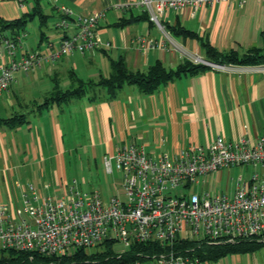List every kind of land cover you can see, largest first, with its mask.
Instances as JSON below:
<instances>
[{"label": "crops", "instance_id": "1", "mask_svg": "<svg viewBox=\"0 0 264 264\" xmlns=\"http://www.w3.org/2000/svg\"><path fill=\"white\" fill-rule=\"evenodd\" d=\"M45 1L47 11L43 8ZM139 2L40 0L45 16L43 23L34 16L20 32L25 37L15 52L16 58L37 49L44 50L49 41L58 45V32L55 28L46 29L55 6L68 7L74 16L102 13L97 34L105 61L99 68L93 64L94 56L87 60L85 53H74L59 61L44 59L31 72H21L19 80H14L9 89L0 94V119L14 114L25 118L19 125H0V202L14 218L23 217L17 207L23 205L21 193L28 185L33 184L44 195L54 198L66 192V155L76 152L77 145L87 153L88 161L96 163L100 159L102 163L104 156L128 143L142 145L153 157L161 153L176 156L189 146H205L220 136L229 141L245 139L254 144L263 134L264 71L259 72L256 66L208 68L182 75L151 94L140 92L134 85H124L115 97L109 98L105 88L95 87L78 98L37 109L55 87L69 88L74 76L83 82L107 78L110 60L123 59L132 71L146 72L157 62L167 70H175L192 56L206 60L201 41H207L218 52L234 51L239 55L264 46V0H226L200 6L194 12L189 8L180 13L165 10L161 21L182 30L174 38L184 48V53L160 46L163 37L147 20ZM33 6L34 0H0V24L18 21L31 13ZM35 20L38 21L37 39L32 42L26 28ZM55 20L54 16V23ZM15 34V30L0 31V50L5 60L8 55L2 40L17 36ZM139 35L154 37L157 48L139 52L134 42ZM88 66L91 68L86 77L80 75L81 68ZM43 81L45 93L35 96L24 91ZM15 105L19 112L15 111ZM78 131L83 139L80 144L73 138ZM252 170V174H264L262 166H254ZM195 188L191 191L199 193V185ZM233 191L234 184L230 194ZM250 254L227 255L207 264H238L242 255Z\"/></svg>", "mask_w": 264, "mask_h": 264}, {"label": "built area", "instance_id": "2", "mask_svg": "<svg viewBox=\"0 0 264 264\" xmlns=\"http://www.w3.org/2000/svg\"><path fill=\"white\" fill-rule=\"evenodd\" d=\"M223 1L226 0H140L139 5L162 35L164 41L160 46L184 53V48L163 26L161 17L165 10L180 13L189 8L194 12L200 6ZM100 18L102 13L74 17L70 9L62 6L55 22L59 43L49 41L47 53L37 49L16 58L15 52L25 34L2 40L8 59L0 50V94L9 89L16 72L34 70L46 56L58 60L74 51L101 48L97 34ZM134 42L141 53L157 48L154 37L139 35ZM105 46L109 48L110 44L106 42ZM190 60L212 69L227 68L197 56ZM245 66L264 71L262 64L242 67ZM244 166L264 167V132L254 144L220 136L205 146H189L176 156L161 153L153 157L142 145H121L103 158L105 173L120 175L113 186L115 194L106 203L96 190L81 191L75 181L59 198L44 195L35 185H28L21 193L25 214L22 218L11 216L0 202V252H23L29 260L60 258L79 249H97L105 243L119 259L133 244L158 243L164 247L162 252L145 257L137 253L125 262L105 258L102 264H207L194 255L193 247H177L185 242L264 241V174L254 173L247 180L237 178L230 195L211 191L212 174ZM198 185L203 190L193 193L191 187ZM116 243L123 249L113 250ZM85 264L99 261L92 259Z\"/></svg>", "mask_w": 264, "mask_h": 264}, {"label": "trees", "instance_id": "3", "mask_svg": "<svg viewBox=\"0 0 264 264\" xmlns=\"http://www.w3.org/2000/svg\"><path fill=\"white\" fill-rule=\"evenodd\" d=\"M148 20V16L145 13ZM37 16L41 24L45 19L40 8V0H34V6L31 13L26 14L18 21L11 23L1 22L0 31L15 30L18 34L24 30V26L29 22L32 17ZM149 21V20H148ZM164 28L174 37L176 33H182L181 29L176 27H170L167 24H163ZM16 36L10 37L11 39ZM202 48L206 54L207 62L223 64V65H260L264 62V46L263 48H251L242 55L237 52L230 51L227 53H221L212 48L207 41H201ZM210 68L207 65L201 63H193L191 60H186L182 65L177 67L175 70H167L161 63L157 62L150 66L146 72L132 71L127 68L123 59L110 60L109 63V75L107 78H100L98 82L87 81L83 82L74 76L71 81V86L65 90H61L57 87L45 98L44 102L37 106V109H44L47 105L53 102H67L72 98H78L86 93L88 89L95 87H102L106 89V93L109 98L116 96L117 91L120 90L124 85H134L140 92L144 94H151L156 91L161 85L166 84L182 75H192L199 71H203ZM25 122L24 115L14 114L12 117L7 119H0V125L15 126ZM105 245V243L103 244ZM109 245V244H108ZM107 246V245H106ZM105 246V247H106ZM104 247V248H105ZM194 248V255L202 261H217L227 255L232 254H250L258 249L264 248V241L258 240H244L235 241L233 243L223 244H207L201 243L196 244L195 242H185L182 246H178L177 250L184 248ZM79 249L73 251L69 255H64L60 258H40L36 257L35 260H29L28 254L23 252H16L13 250L1 251L0 252V264H37L40 261L45 263L53 260L58 261L60 264H85V262H79L76 258L80 255ZM164 247L158 243H141L133 244L129 251L122 255L119 259H116L114 252L111 250V246L100 252L89 256L88 259H97L99 264L104 263L105 258H109L111 262H125L133 259L137 253L141 254L142 257L152 255L154 253L162 252Z\"/></svg>", "mask_w": 264, "mask_h": 264}, {"label": "rangeland", "instance_id": "4", "mask_svg": "<svg viewBox=\"0 0 264 264\" xmlns=\"http://www.w3.org/2000/svg\"><path fill=\"white\" fill-rule=\"evenodd\" d=\"M45 6H48L46 4V1L43 2V8ZM62 5L55 6L53 9V16L48 18V21L46 23V29L51 30L55 28V23H54V16H55V22L58 20L59 17V9H61ZM65 7V6H63ZM68 8V7H66ZM69 9V8H68ZM44 10L47 11V7L44 8ZM71 10V9H70ZM72 11V10H71ZM50 9H48V13H50ZM73 13V12H72ZM77 17V16H74ZM37 26H38V21L35 20L27 25V32L30 33V38L29 41L32 40V42H36V35H37ZM154 27V26H153ZM56 30V29H55ZM47 31V34H49ZM57 31V30H56ZM58 32V31H57ZM20 34V33H19ZM18 34V35H19ZM175 39V38H174ZM24 40V39H23ZM22 40V42H23ZM101 45V43H100ZM101 48L94 49L92 51L88 52H83L81 54L85 53V58L89 60L91 58V55L94 56L93 64L99 68H102L103 63L105 59L103 60L104 56L100 51ZM47 51V45L46 48L44 49ZM99 50V51H97ZM74 53H80L77 51H74ZM70 54V55H72ZM67 55V56H70ZM66 57V56H61L60 58L53 59L50 58V56H46L43 58L44 59H50L52 61H59L61 58ZM42 60V61H43ZM91 68L90 66L84 67L83 69L81 68L80 75H84L86 77V73L88 69ZM32 71V70H31ZM29 71V72H31ZM83 71V72H82ZM23 71H18L15 73L14 80H19V76ZM25 73V72H24ZM50 84L47 83V85ZM46 85V83L43 81L41 84H37L35 86H29L27 89L24 91L29 93V91L34 94L35 96H38L39 94L43 93V88ZM39 93V94H38ZM45 93V92H44ZM45 95V94H43ZM36 101H39L36 100ZM15 111L19 112V107L18 105H15L14 107ZM82 133L81 131L75 132L74 141L78 142L83 140L81 137ZM79 145L76 146L77 151L76 152H71L66 155V161H65V171H66V179H67V186L72 185V182L75 181L77 183V186L81 191H93L96 190L100 196L101 199L106 203L110 197L115 194V189H114V183L120 179V175L117 173L114 174H106L103 168V162L101 163L100 159L97 160L95 163L93 160H87V153L84 151L83 148H78ZM252 166H244V167H230V168H225L220 170L218 173L212 174V176L209 177V180L211 181V191L218 194V193H224V194H230L232 192V187L234 182L236 181L237 178L243 177L245 180H247L250 175L252 174ZM215 180V182H214ZM213 182V183H212ZM208 184V186L210 185ZM197 186H193L192 188H195ZM197 188H195L196 190ZM202 190L201 188H199ZM54 191V189H53ZM58 196V194H56ZM120 197L123 198V194L120 193ZM17 209L20 210V213H22V216L24 217V210H23V205L18 206ZM106 245H103V247H98L97 249H85L81 250L79 253L80 255L76 258L77 261L79 262H86L88 261V257L99 254L100 251H104V247ZM110 245H107L105 247V250L109 248ZM113 250L118 251L122 250L123 246L120 243H116L115 245L112 246ZM72 252H69L71 254ZM68 254V255H69ZM247 258L248 259L247 261ZM242 261L238 264H264V248L258 249L255 252L251 253L250 255H242L241 256ZM213 264V263H209Z\"/></svg>", "mask_w": 264, "mask_h": 264}, {"label": "water", "instance_id": "5", "mask_svg": "<svg viewBox=\"0 0 264 264\" xmlns=\"http://www.w3.org/2000/svg\"><path fill=\"white\" fill-rule=\"evenodd\" d=\"M205 61V60H204Z\"/></svg>", "mask_w": 264, "mask_h": 264}]
</instances>
